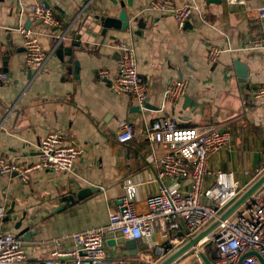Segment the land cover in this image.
Returning <instances> with one entry per match:
<instances>
[{"label": "crops", "instance_id": "0c3cea01", "mask_svg": "<svg viewBox=\"0 0 264 264\" xmlns=\"http://www.w3.org/2000/svg\"><path fill=\"white\" fill-rule=\"evenodd\" d=\"M37 1L54 10L60 27L35 20L31 7ZM175 1L197 8L185 29L170 16L149 11L151 0H0V157L31 166L39 160L40 142L55 131L66 134V146L82 152L70 173L35 170L28 184L0 176V208L6 209L1 220L10 218L0 220V235L22 237L28 262L49 258L55 240L71 249L73 234L107 226L110 212L119 211L127 180L139 185L140 209L161 185L187 189L186 181L160 182L147 161V132L161 116L182 128L214 125L231 134L230 146L211 161L213 173L230 172L237 181L243 175L249 183L264 167V99L252 96L264 84V50H248L252 41L264 38V0ZM123 9L130 29L104 32L101 18L117 19ZM20 27L39 35L45 53L54 51L56 36L68 31L62 44L71 56L55 51L35 76L26 65ZM119 43L134 47L138 72L149 83L146 109L132 96L113 93L109 80L97 75L99 70L117 73ZM213 46L224 50L216 63L208 58ZM236 62L248 68L244 90ZM174 79L188 82L187 95L165 105V90ZM125 124L134 125L136 137L120 145L116 135ZM115 238L107 234V253L129 255L125 246L107 245ZM152 243H139L152 253L129 255L128 264H142V255L156 259L155 247L163 241Z\"/></svg>", "mask_w": 264, "mask_h": 264}, {"label": "built area", "instance_id": "2783aa9c", "mask_svg": "<svg viewBox=\"0 0 264 264\" xmlns=\"http://www.w3.org/2000/svg\"><path fill=\"white\" fill-rule=\"evenodd\" d=\"M148 9L170 16L180 29L186 28L197 11L195 5H179L175 0H151ZM31 11L37 22L52 28L61 26L54 10L45 1H37ZM260 17L264 18V8L260 10ZM18 32L23 38L26 65L34 68L35 76L43 71L56 48L68 40V31L59 34L54 51L45 53L39 35L34 30L20 27ZM116 48L120 53L117 73L110 76L107 70H99L97 75L109 80L113 93L132 96L140 109H146L150 86L138 72L135 49L126 43H119ZM248 50L263 51L264 38L252 41ZM222 53L223 49L211 47L209 61L216 63ZM6 78L2 76V79ZM188 86V82L183 79L169 82L164 104H177L187 95ZM252 96L264 99V84L254 89ZM135 137L134 125L125 124L117 132L116 140L118 144L125 145ZM147 138V161L156 171L158 180L186 181L189 183L186 190L161 185L157 192L146 199L145 208L140 209L136 203L139 185L127 180L119 211L110 212L107 226L73 234L71 249H65L61 240H55L49 258L31 262L27 261L22 237L0 235V264H128L129 255L122 253L110 256L106 251L107 234L117 233L126 241H137L148 247H152L156 235H161L165 239L155 247L157 258L142 255V264H160L219 220L264 174L263 167L255 172V178L249 181L248 186L240 188V182L233 173H213L211 161L226 150L232 141L229 132L214 125L182 128L176 120L161 116L149 127ZM66 140V134L61 131L49 133L38 146V162L28 167L0 157V176H16L28 184L35 170L72 172L82 152L73 146H66ZM245 175L248 177L250 172L246 171ZM5 213L6 209L0 208V220L5 217ZM208 246H212L210 251ZM201 254H205L213 264H264V185L250 201L227 220L221 221L208 237L185 256L191 255L196 264H205ZM152 257L154 260H147Z\"/></svg>", "mask_w": 264, "mask_h": 264}, {"label": "water", "instance_id": "95a60500", "mask_svg": "<svg viewBox=\"0 0 264 264\" xmlns=\"http://www.w3.org/2000/svg\"><path fill=\"white\" fill-rule=\"evenodd\" d=\"M214 3H221L222 0H212ZM125 5L122 4V8ZM101 21L104 22V32H106L107 29H116L118 31L126 32L130 29L132 21L130 20V17L127 13V10H122L121 14L119 15V18H101ZM134 22V20H133ZM55 41V45H56ZM57 55L64 56L65 54H68L69 57L71 56V50H67L64 46V44H60L56 48ZM71 63L72 60H69ZM236 69H237V75L239 78V82L241 84L242 89L244 90V87L246 85V81L248 78V68L244 64L240 62L235 63ZM76 68L79 67V64L77 63ZM223 131V130H222ZM225 132V131H224ZM264 185V174L259 177L243 194L242 196L226 211L224 214L220 217L219 220L214 222L212 225H210L208 228H206L204 231H202L197 236L191 238L187 243H185L182 247H180L177 251H175L173 254H171L169 257L164 259L160 264H176L183 256H185L189 251H191L195 246H197L201 241H203L206 237H208L219 225L221 221L227 220L229 217H231L234 213H236L243 205H245L250 199L255 195V193ZM67 198L66 200H68ZM14 211L11 210L7 216H10L13 214ZM10 218L7 217L4 220H1V222H9ZM30 234L25 235V238L28 239ZM107 245L109 247H115V246H125L126 249L129 251V255L131 257H137L141 252V247L139 246L137 241H126L122 237H117L114 240H109L107 242ZM256 255V254H255ZM201 258L204 261L205 264H213L208 257L205 254H201Z\"/></svg>", "mask_w": 264, "mask_h": 264}, {"label": "rangeland", "instance_id": "374dc122", "mask_svg": "<svg viewBox=\"0 0 264 264\" xmlns=\"http://www.w3.org/2000/svg\"><path fill=\"white\" fill-rule=\"evenodd\" d=\"M236 178L238 179V181L240 182V188H244L246 186H248V179L246 177L242 176H236ZM114 237H121L122 235L120 233H117V235H113ZM165 238H163L161 235H156L154 237V243L160 244L162 243V241H164ZM212 248V246H208V251H210ZM144 252H150L152 253L151 249H141ZM179 264H196V261L194 260V258L191 255L185 256L183 257V259L179 262Z\"/></svg>", "mask_w": 264, "mask_h": 264}]
</instances>
